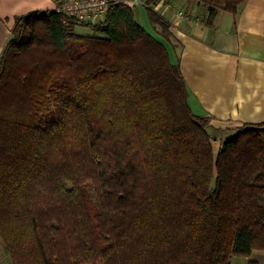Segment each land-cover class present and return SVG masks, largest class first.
Wrapping results in <instances>:
<instances>
[{"label":"trees","instance_id":"1","mask_svg":"<svg viewBox=\"0 0 264 264\" xmlns=\"http://www.w3.org/2000/svg\"><path fill=\"white\" fill-rule=\"evenodd\" d=\"M142 1L154 32L127 3L97 23L16 19L0 55V237L14 264H232L264 251V123L215 154L160 0ZM191 1L207 22L246 2Z\"/></svg>","mask_w":264,"mask_h":264},{"label":"crops","instance_id":"2","mask_svg":"<svg viewBox=\"0 0 264 264\" xmlns=\"http://www.w3.org/2000/svg\"><path fill=\"white\" fill-rule=\"evenodd\" d=\"M74 0H0V55L16 19L54 11ZM134 15L141 24L139 6ZM173 54L179 63L193 114L208 117L214 132L264 123V0H246L237 15L219 11L207 22L203 6L191 0H162ZM179 12L182 15H179ZM229 138V137H228ZM264 264V251L234 258L232 264ZM0 264H14L0 240Z\"/></svg>","mask_w":264,"mask_h":264},{"label":"built area","instance_id":"3","mask_svg":"<svg viewBox=\"0 0 264 264\" xmlns=\"http://www.w3.org/2000/svg\"><path fill=\"white\" fill-rule=\"evenodd\" d=\"M112 2L127 3L133 8L136 6L146 8V4L142 0H74L61 5L56 10L66 15L75 16L80 21L97 23L103 19ZM154 11L162 16V13L158 10V4ZM179 15H182V13L179 12Z\"/></svg>","mask_w":264,"mask_h":264},{"label":"rangeland","instance_id":"4","mask_svg":"<svg viewBox=\"0 0 264 264\" xmlns=\"http://www.w3.org/2000/svg\"><path fill=\"white\" fill-rule=\"evenodd\" d=\"M139 8H140L139 12H141V18H140L141 25L147 31L154 32L153 29H152V24L149 21V17H148L146 8H144V7H139ZM77 31H78V33L83 34V35H91L92 34V32L89 29H87V28L80 27V28H78ZM211 132H212V135L215 136V143L216 144H214V153L217 154L218 147H219L218 144L220 143V141L227 139L228 137L231 136V134L226 133V131L225 132L224 131H222V132L211 131ZM220 139H222V140H220ZM260 204L264 206V197H262L260 199ZM0 240H2L1 237H0ZM239 260H240V264H241V260H244V259H239Z\"/></svg>","mask_w":264,"mask_h":264}]
</instances>
